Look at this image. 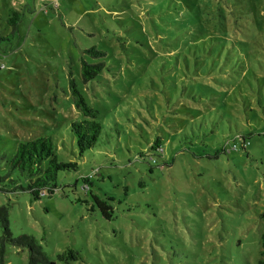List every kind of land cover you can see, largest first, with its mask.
I'll list each match as a JSON object with an SVG mask.
<instances>
[{"label":"rangeland","instance_id":"obj_1","mask_svg":"<svg viewBox=\"0 0 264 264\" xmlns=\"http://www.w3.org/2000/svg\"><path fill=\"white\" fill-rule=\"evenodd\" d=\"M82 60L106 68L84 84ZM71 79L104 127L82 155ZM42 136L78 171L35 199L9 161ZM3 206L12 235L32 236L54 264H258L264 0H0ZM69 251L79 259L59 261ZM28 259L6 245L5 264Z\"/></svg>","mask_w":264,"mask_h":264},{"label":"trees","instance_id":"obj_2","mask_svg":"<svg viewBox=\"0 0 264 264\" xmlns=\"http://www.w3.org/2000/svg\"><path fill=\"white\" fill-rule=\"evenodd\" d=\"M20 20L21 13L13 11L11 18L8 20L13 27L12 32L17 30ZM86 52L87 55L94 59L104 56V53L96 50L95 47L86 50ZM105 68L104 62L88 63L82 60L81 76L83 83L87 84L95 81ZM69 89L73 105L82 114V119L74 121L70 125V131L75 139L77 149L82 155L86 151L94 149L102 141L104 127L102 120L99 118V111L86 101L72 79L69 81ZM161 146L160 139H157L152 149L162 150ZM153 162L155 163L156 160ZM76 171H78V164L63 159L57 154L56 146L51 136H42L32 141L20 142L9 161V173L17 172L27 182L26 188H19L17 186L14 188L29 192L35 199H39L42 193H50L57 189L60 173ZM7 177L9 178V174ZM88 178H83L85 190L89 189ZM10 182L15 183L13 180H10ZM95 202L102 215L105 218H110L108 211L111 207L98 199ZM0 229L2 231L0 237V264H5L4 256L7 244L27 249L29 252L27 264H54L47 259L42 247L32 236L22 235L14 237L12 235L8 208L5 206L0 208ZM260 257L258 264H264V233L261 235ZM58 259L61 262L69 261V259L77 261L79 256L76 252L69 251L68 254L59 255Z\"/></svg>","mask_w":264,"mask_h":264}]
</instances>
